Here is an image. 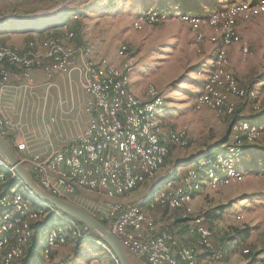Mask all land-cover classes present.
Listing matches in <instances>:
<instances>
[{
  "label": "rangeland",
  "instance_id": "rangeland-1",
  "mask_svg": "<svg viewBox=\"0 0 264 264\" xmlns=\"http://www.w3.org/2000/svg\"><path fill=\"white\" fill-rule=\"evenodd\" d=\"M163 1L164 0H144V4H146L147 7L139 11L145 5H143L142 2L136 3V0H16L15 5L13 6L2 3L0 13L2 14V12L11 10L16 13L28 14L29 18L36 19V21L48 19L51 23L49 25L54 27L61 23L64 24L66 20L72 21L71 30L73 31L75 38H80L83 42L92 40L87 44L89 46L92 45L91 52L88 53L87 56H81L79 51H75V58L80 57L83 60H95L91 58V54H93L95 50L94 45L99 43L104 47L108 54H111V52H113V54L115 53V55L121 60L120 62H122V65L124 63L130 64L131 68L129 76L135 70L136 74L141 78V82L144 83V85L146 84V88L148 85L153 84L158 88L161 94H163L164 105L168 107L165 109V112H171L172 117L175 119V126L166 132L165 139L169 131L185 130L187 136L186 145H169L183 148L192 141L189 133V123L183 122V110H186L183 109V107H186V105L192 101H194V110L208 108V110L213 111L219 125L226 126V123L228 122L227 116L229 115L224 108L218 110L205 105L197 107V97L195 100L189 99L193 96L194 91L198 92L200 90L201 86L203 87L201 92L204 91L205 83L202 85V81L207 77L204 81L206 82L210 71L213 70L210 66V62L212 61L213 56L215 57L214 54H216V50L210 45V43H215L219 40V37L221 38V25L218 24L213 26L203 19L200 26L202 38L197 39L195 33L190 30L188 23H184V21L179 18V16L181 17L182 15L180 13H183V11L180 10V8L178 9L179 5L177 3L172 4L170 9H162L167 14L162 20L148 22L145 20L139 21L137 19L138 13L144 12L149 7H153L152 5H161L163 4ZM230 1L231 0H227V4H229ZM137 11L139 12L137 13ZM215 12L216 11L214 10L208 14H213ZM177 13H179V16ZM262 14L253 17V30L249 32V34L251 33V43H242L247 47V52L243 53L240 47L241 50L237 60L238 64L245 63L246 65L239 68L240 72H236L237 74L235 75L228 69L229 59L227 55L223 69L227 70L234 77L241 76L243 73L247 76L248 71L255 68L262 72L264 71V42H262L264 41V15L261 16ZM73 15H76V18H73ZM197 15L206 16L207 14ZM238 19L247 20L248 18L243 19L242 17H239ZM135 23H137V27L135 26ZM259 28L261 30H258ZM79 46L81 47L82 45L74 46L71 49H77ZM102 57H105L109 61L120 66V63H115L108 56ZM212 87L214 91L224 97L225 102L233 108L243 106L245 110L248 109L253 112L264 107L262 96L258 107L255 108L252 106L250 107L246 103V100L228 94L222 77H218L217 82L214 83ZM55 96L58 108L52 112V118H50V115L46 117L51 125L59 127L57 128L58 132L55 130V133L51 134L53 143H57L55 137L56 135H59V132H68L67 130L75 127L74 121L76 119L80 120L82 116L87 113V107L91 108L88 96L85 95L83 91L80 92L74 89L72 92L70 90L66 92L62 87L61 91H56ZM59 102H62L61 106ZM169 107H171V110ZM61 108H64V113L60 112ZM254 123L257 125H264L262 122L254 121ZM231 130L233 134L230 142L233 144L239 139H236V137L243 136L244 132L239 129V124H234ZM250 142L251 143H248V141L244 140L242 137L239 139L240 145L248 143L245 145L244 150L252 143H257L259 147L262 149L264 148V137ZM226 146L228 145H225V147ZM244 150L242 152L243 155L241 156L242 161ZM169 154L170 149L163 167L158 171L163 172L167 168L169 170L172 160ZM242 161L238 163L240 174L233 173V171L231 172L233 174L227 173L228 177L224 182L217 183L207 179H204V181L201 180V183L206 182L209 186H212L209 188V192H207L206 197L209 198L210 196L211 198L207 199L206 208L222 202L230 203V207L221 215L214 217L215 219H213L212 222L207 219V225L211 227V230L208 226L206 227L213 233L214 248L216 245L221 244L219 241L222 242V244L227 241L230 243L233 242L234 247H237L239 251L238 254L243 256L244 259L253 258V254L256 251L261 250L262 253H259L255 258V264H263L264 151L256 154L252 161H244L243 163ZM241 163L242 167H240ZM247 168L253 169L256 172H248L246 175L243 170H246ZM216 171L218 173L217 175L220 177L225 174L224 168ZM30 172L32 171L30 170ZM165 177L166 176L158 181L156 180L153 184V178L145 179V181L136 188L120 194L116 200L121 202V200H118L120 197L134 191L137 193L141 192L142 196L140 197V201L146 199V205L149 208L144 212L152 215L156 222L153 212L149 210L159 207H157L158 205L153 208L149 207L147 199L156 184V186H158L168 178L174 179V177L170 176ZM174 181L176 182L178 180L174 179ZM221 187L224 188L221 189ZM1 188L2 184L0 182V192L3 190ZM178 188H181L183 192H188L189 199L186 201V205L190 209L187 211H191L192 208L188 204V201L192 198L193 192L197 191L199 188H192L186 181L185 174L181 176L180 187H177V189ZM28 192L26 191L25 195L29 196L34 202V196L30 191ZM75 195L76 197L73 198L72 201L81 205L92 214H96L95 212L99 207H106L104 197L97 193L80 191ZM214 198L216 200H214ZM121 203L123 205L138 206V203ZM166 207L167 206H164V208ZM203 209L204 208H201L200 212H204L205 210ZM200 216L206 219L203 213L199 214L197 217ZM99 220L102 221L101 219ZM47 228L42 231V234L37 239L36 249L32 253L34 256L28 257L25 264H114L108 254L107 247L102 246L97 242L100 240H95V244L90 243L87 241L91 240L90 237L85 239V241L79 245L74 242L77 240L76 238L68 239L67 242L58 244L51 250L50 253H52V251L53 253L52 255L50 254V259V256L47 258L42 257V241L46 236ZM87 232L89 233V230H87ZM192 232L196 233L194 228H192ZM227 236H229V238ZM176 238L179 243L183 244L178 237ZM197 238L195 242L197 241ZM207 253H209L214 259H219L221 256L220 250H216L217 256H214L213 252ZM129 257L134 264H144L131 255H129Z\"/></svg>",
  "mask_w": 264,
  "mask_h": 264
},
{
  "label": "bare ground",
  "instance_id": "bare-ground-1",
  "mask_svg": "<svg viewBox=\"0 0 264 264\" xmlns=\"http://www.w3.org/2000/svg\"><path fill=\"white\" fill-rule=\"evenodd\" d=\"M235 2L236 9L240 10H234ZM162 9L164 8L161 6L149 7L144 12L138 13L137 19L139 21L145 20L148 22L162 20V18L167 16L166 12ZM215 11V13L207 14L206 16L183 12L180 13L182 14L180 17L179 13H177L180 19L188 23L190 30L195 33L197 39L202 38L200 26L203 19L210 25H221V40L213 60L214 67L208 75L207 81L204 82V91L196 96L197 107L205 105L218 110L224 108L228 113L233 110V107L225 102L224 97L220 96L212 87V85L217 82L218 77H222L228 94L239 98L249 97L253 100V107L257 108L261 96L264 94V79L260 83L258 89L244 87L238 83L231 73L223 69V66L226 63L228 46L232 43L241 42V38L236 30L237 19L239 17L247 19L253 15L264 13V0H231L225 7ZM135 26H138L137 23H135ZM67 37L71 38L72 32H68ZM0 45H2L0 48V73L5 71V67L9 68L14 66L19 67L21 71H30L34 65H38L44 59H50L53 63H55L57 59L70 60V58H75V51H79L81 56H87L92 48V45L89 46L85 44L81 47L79 46L77 49H71L72 47L65 45L59 37L54 35L46 39L45 49L42 51H36L33 48L21 51L1 42ZM241 49L243 53L247 52V47L243 44L241 45ZM80 63L87 68L95 70L99 80H110L111 70L113 85H110V93H117V86H119L121 93L113 94V102H121L122 95V98H133V101L137 103L138 110L136 108H129L130 126H132V129H139L140 133H138V140H140L143 145H151L152 142L154 152L158 153V160L153 161V164L149 167L142 169V177H147L149 174L154 173L164 164L169 153V144L186 145L187 136L185 130L169 131L166 139L164 140L162 138L160 125L157 119V116L165 111L162 94L153 84L148 85L146 88V94L148 95L146 99L132 93L129 90L130 64L124 63L122 65L121 78L119 75L120 66L114 64L105 57H100L97 60H83L80 58ZM7 124L8 122L0 109V133H3V136L6 134ZM238 124L239 129L244 132L243 136H245V140L248 142L264 137V125H257L247 121H242ZM236 139H238V137H236ZM14 146L17 150L22 151V149H18L16 143ZM213 153V157L203 158L199 160L198 163H192L187 167L185 172L186 181L192 188H199L202 184L201 180L204 181V179L221 183L226 181L228 177L227 173L233 171V173L240 174L238 163L241 161L242 147L239 144V140L235 141L233 145H228L220 150L213 151ZM19 159L21 161V158ZM23 164L25 166H38V159L36 156H30L28 159H23ZM223 168L225 174L220 177L217 175L218 173L216 170H222ZM199 170H203V172ZM47 175L51 178H60L61 183L67 185L69 189L74 190L75 194H78L80 191L97 193L104 197L106 208H121L122 210H132L138 206L123 205L121 202L117 201L116 198L120 194L136 188L146 179L138 178L127 186H123L119 189L107 190L104 189V187H99L98 184L87 183L78 175L71 174L67 170H60L58 167L47 168ZM8 176L16 180L17 183L9 192L0 195V264H23L26 247L31 241V236H33V223L43 219L49 214L54 216V221L49 224L46 236L42 241V257H49L51 250L56 245L63 244L67 242L68 239L89 238V236L82 231L79 224L75 221V218L57 210L52 204L42 201L34 195V202L29 196H26L25 192L29 190L23 185L14 168L0 156V181H4ZM173 182H175L173 178H168L161 182L150 193L147 200L148 206L151 208L157 205L169 207V202L160 203V201H153V199L159 194L163 186H170ZM13 196L19 199L20 207L14 208V206H6V203L3 201L4 197ZM188 199V192H183L181 188H176L175 193H173V200L178 202V206L170 208L184 206ZM185 208L186 210H190L187 205ZM136 218L141 219L142 224H145V226H155V231H166L158 230L154 217L142 211L139 207L138 210H136ZM206 230L207 234L211 235L207 227ZM167 233L172 252L176 255V258L185 260V264H198L195 250L187 245L179 243L175 235L171 232L167 231ZM97 242L105 246L101 241ZM196 243L200 249L206 252H213V255L217 256V254H214V248L211 246V239H204V236L198 235ZM186 253L188 260H186ZM114 259L116 260V258Z\"/></svg>",
  "mask_w": 264,
  "mask_h": 264
},
{
  "label": "crops",
  "instance_id": "crops-1",
  "mask_svg": "<svg viewBox=\"0 0 264 264\" xmlns=\"http://www.w3.org/2000/svg\"><path fill=\"white\" fill-rule=\"evenodd\" d=\"M173 1L175 0H164L163 4L170 5ZM183 2L189 11L187 13L193 14L195 12L194 14L198 13L203 15L225 7L228 3L227 0H183ZM2 3L13 6L16 0H0V7ZM144 8H146V6L139 11ZM139 11H137V13ZM258 15L260 14L253 15L252 18H248L247 20L238 19L236 22V29L240 35L241 42L232 43L228 46V69L234 75L237 74L236 72H240L239 68L246 65L245 63H237L241 50L240 47L242 43H251V33L249 34V32L253 30V17ZM263 15L264 14L261 16ZM49 24L51 23L48 19L36 21V19L29 18L28 14L16 13L11 10L2 12V14L0 13V42L21 51L28 48L42 51L45 49L46 39L54 35L57 37L60 36L61 38H59L69 47L78 45L77 43L79 40L75 38L69 39L66 35L71 30L72 21L66 20L64 24L61 23L55 27ZM258 30L261 29L259 28ZM220 40L221 38L219 37L217 42L210 43V45L216 50V47L220 44ZM91 41L92 40H89L83 44H88ZM94 46L95 50L93 54H91L92 59L97 60L101 56H108L115 63H120L121 60L115 53L113 54V52H111V54H108L99 43H96ZM78 59L80 60V58ZM213 59L214 56L212 61L210 60L212 69L214 67ZM78 62L77 60V63ZM50 63H53L50 59H44L37 65L41 67L30 70L31 73L29 78H25L21 75V69L19 67L14 66L8 68V79L2 92L3 101L1 112L9 124L6 125V134L3 137L19 158L30 157L28 155L31 153L37 154L41 158L48 156L53 150L58 149L64 144L70 143L77 133L84 130L87 123L88 111L80 120L76 119L74 121L75 127L67 130L68 132H59V135L55 137L57 143H53L51 134L55 133V130L58 132L57 128L59 127L51 125L46 117L50 115V118H52V112L58 108L55 96L56 91H61L63 87L66 92H68V90L72 92L76 89L80 92L83 91L85 95L87 94L82 87L81 74L78 70H72L70 73L54 72L48 75L43 68L50 67ZM206 78L207 77H205V79ZM235 78L241 86L258 89L260 83L264 79V71L262 72L255 68L248 71L247 76L243 73V75L236 76ZM205 79H203L202 85ZM202 89L203 87L201 86L198 92L194 91L193 96L189 99L195 100ZM129 90L143 99L148 97L146 94V84L144 85V83L141 82V78L136 74L135 70L130 75ZM262 101L264 105V94L262 95ZM59 103L61 106L62 102ZM193 107L194 101L186 105V107H183V109H186L183 110V122L189 123V133L192 138L191 143L183 148L169 146V156L172 158L170 168L169 170L167 168L163 172L158 171L163 167V164L154 173L149 174L146 179L153 178L152 184L156 182V180L162 179L164 176L174 177V179L178 180V178L185 174L187 167L194 163V159L199 154L211 150H220L232 140L233 133L232 130L228 128L229 116H227L228 126L227 123L226 126H223L218 124V120L213 111L208 110V108L194 110ZM167 108L168 107L165 106V109ZM169 108L171 110V107ZM236 108L241 109L240 113L245 116H251L253 114L252 111L248 109L245 110L243 106H238ZM60 112L64 113V108H61ZM157 119L161 126L162 138L165 140L164 137L166 136V132L175 126V119L172 117L171 112L166 113L165 111L159 114ZM250 121L264 123V118H253ZM21 139L26 141L27 148L19 151L15 148L14 144L16 140ZM263 151L264 148L262 149L259 147L257 143L248 145L244 150L242 163L244 161H252L256 154ZM242 163L240 167H242ZM243 172L247 175L248 172L254 173L256 171L247 168L243 170ZM156 185L154 189L157 187ZM210 187L212 186H209L206 182H202L201 187L193 192L192 198L188 201V204L192 208L191 211H187L185 206L164 208V206L158 205L157 207L159 208L150 209L149 211H152L156 218L157 229H166L170 231L178 237L183 244L193 248L197 256L198 264H255L256 262L252 260L253 258L244 259L243 256L239 255V251L237 247H234L233 242L230 243L228 241L227 244L222 247L223 250H221L219 259L212 258L209 253L196 246L195 240L197 234L192 232V228L196 225L195 219L199 214L215 206L206 208V201L211 198L210 196L209 198L206 197ZM222 188L224 187H221V189ZM141 196V192L137 193L134 191L120 197L118 200L125 203H138V207L142 211H145L149 208L146 205V199H143L145 202L142 199V201H140ZM214 200L216 199L214 198ZM225 203L229 202H222L220 204ZM201 208H204L203 210L205 211L200 212ZM204 222L207 223V220L204 219Z\"/></svg>",
  "mask_w": 264,
  "mask_h": 264
},
{
  "label": "built area",
  "instance_id": "built-area-1",
  "mask_svg": "<svg viewBox=\"0 0 264 264\" xmlns=\"http://www.w3.org/2000/svg\"><path fill=\"white\" fill-rule=\"evenodd\" d=\"M234 10H240L236 9V2ZM37 67L41 66L34 65L32 70ZM121 67L122 62L119 70L122 78ZM43 69L48 75L78 70L91 108L87 107L88 117L84 130L77 133L70 143L53 150L44 158L33 153L28 155L36 156L38 159V166H26L34 173L33 177L37 182L52 195L72 200L76 197L75 191L62 184L60 178H51L47 175V168L58 167L60 170H67L87 183L98 184L107 190L127 186L138 178H147L142 177V169L158 160V153L154 152L152 142L151 145H143L138 140L139 129H132L130 126L129 108L139 109L133 98H122L121 95V102H113V94L121 93L119 86L117 93H110V85H113L111 70L110 80H99L97 72L81 65L78 57L70 60L57 59L55 63H50V68ZM30 73L31 71H21L25 78H29ZM7 79L8 68L5 67V71L0 73L1 111L2 92ZM0 134L3 136V133ZM15 143L18 149L27 148L23 139L16 140ZM227 145L233 144L229 142ZM23 159L28 157H21L22 164ZM180 178L170 186H163L153 201L169 202V207L178 206V202L173 200V193L180 187ZM3 201L6 206L20 207L19 199L14 196L4 197ZM136 210L138 207L132 210L99 207L93 215L104 222L128 255L144 264H185V260L177 259L172 252L167 230L155 231V226H145L141 219L136 218ZM195 221L196 225L193 227L195 232L204 236V239H211V246L214 248L211 235L207 234L204 218L196 217ZM81 228L89 230L86 225H81ZM214 254H217L215 248Z\"/></svg>",
  "mask_w": 264,
  "mask_h": 264
},
{
  "label": "water",
  "instance_id": "water-1",
  "mask_svg": "<svg viewBox=\"0 0 264 264\" xmlns=\"http://www.w3.org/2000/svg\"><path fill=\"white\" fill-rule=\"evenodd\" d=\"M0 156L14 168L24 186L42 201L52 204L57 210L81 221L89 229L96 232L108 245L116 257L118 264H134L118 238L110 229L87 209L72 200L54 196L45 190L33 177L31 172L22 164L17 154L11 149L4 137L0 134Z\"/></svg>",
  "mask_w": 264,
  "mask_h": 264
},
{
  "label": "trees",
  "instance_id": "trees-1",
  "mask_svg": "<svg viewBox=\"0 0 264 264\" xmlns=\"http://www.w3.org/2000/svg\"><path fill=\"white\" fill-rule=\"evenodd\" d=\"M111 1V0H110ZM140 3V2H142V4L143 5H145L146 6V4H144V0H136V3ZM174 3H177L178 5H179V8H180V10H182L183 12H189L188 11V9H187V7L185 6V3L183 2V0H175V1H173L172 2V4H174ZM172 4H170V5H164V4H161V5H155V6H161L162 8H167V9H170L171 8V5ZM145 6H143V7H145ZM152 6H154V5H152ZM147 7V6H146ZM149 7V6H148ZM192 12V11H191ZM195 13V12H194ZM196 14H198V13H196ZM74 17L73 18H76V15H73ZM72 26V25H71ZM69 32H72V37L71 38H69V39H72V38H75L74 37V33H73V31L72 30H70ZM67 35V34H66ZM77 36H78V34H77ZM60 37V36H59ZM61 38V37H60ZM76 40H79L78 41V45H84L83 43V41L80 39V38H75ZM78 45H76V46H78ZM243 99H246V103L251 107H253V100L251 99V98H249V97H245V98H243ZM240 110L241 109H237L236 107L235 108H233V110L230 112V113H228V115H229V129L231 130L232 129V127H233V125L234 124H238V123H240V122H242V121H247V122H249V123H254L253 121H250L251 119H253V118H264V107L262 108L261 107V109L260 110H258V111H253V114L251 115V116H245V115H243L242 113H240ZM238 137V136H237ZM243 138L244 140H245V136H239L238 138L240 139V138ZM238 139V140H239ZM248 143H251V142H248ZM248 143H245V144H243V145H241V147H242V152H243V150H244V147H245V145L246 144H248ZM225 147V146H224ZM248 147V146H247ZM213 151L214 150H211V151H207V152H204V153H201V154H199L195 159H194V163H198L199 162V160H201V159H203V158H206V157H208V158H211V157H213L214 156V153H213ZM241 155H243V154H241ZM243 158V157H242ZM242 161V160H241ZM199 171H201V172H203V170H199ZM31 174L34 176V173L33 172H31ZM1 182V184H2V188L1 189H3L2 190V192H0V195L1 194H4V193H6V192H9V190L12 188V187H14L15 186V184L17 183V181L16 180H14V179H12L10 176H8L4 181H0ZM230 207V203H225V204H218V205H215L214 207H212V208H210V209H207L203 214H204V216H205V218H206V220L207 219H209L211 222L213 221V219H215L214 217H216V216H218V215H221L223 212H225L228 208ZM52 221H54V216L52 215V214H49V215H47L46 217H44L43 219H41V220H39V221H37V222H35V223H33V228H34V231H33V236H32V239H31V241L28 243V245H27V247H26V250H25V256H24V258H23V264H25L26 263V261H27V258L28 257H30V256H34V254L32 255V253H33V251L36 249V246H37V239L40 237V235L42 234V231L44 230V229H46L47 227H48V225L52 222ZM75 221L79 224V226L81 227V225H84L81 221H79V220H77V219H75ZM208 221V220H207ZM104 223V222H103ZM205 223V222H204ZM205 225L206 226H208L207 225V223H205ZM209 227V226H208ZM210 228V230H211V227H209ZM82 229V228H81ZM82 231L85 233V234H87L90 238H91V240H87V241H89L90 243H93V244H95L94 242H95V240H100L106 247H107V250H108V254H109V256H110V258H111V260L113 261V263L114 264H118L117 263V261H115V259L114 258H116L115 257V255L113 254V253H110V252H112L111 250H110V248L108 247V245L102 240V238L96 233V232H94L93 230H91V229H89V233L87 232V230H83L82 229ZM213 233L211 232V238H212V240L214 239L213 238V235H212ZM228 238H229V236H227ZM225 239V238H224ZM227 239V238H226ZM221 240H223V239H221ZM83 241H85V239H83V237L82 238H79V239H77L75 242L77 243V245H79V244H81V243H83ZM228 242V241H227ZM227 242H225L224 244H222V242H220L219 241V243H221L220 245L221 246H224V245H226L227 244ZM39 243V242H38ZM213 243H214V240H213ZM215 245V244H214ZM220 245H216L215 246V249L216 250H222V247L220 246ZM109 248V249H108ZM218 250V251H219ZM262 250H264V249H262ZM110 251V252H109ZM26 252H27V254H26ZM248 252H249V249H248ZM259 253H262L261 252V250H258V251H256L253 255H254V257H253V261H255V258H256V256L259 254ZM51 258V255H50V257H49V259ZM47 261H49V260H47ZM46 261V262H47ZM41 262H42V259H41Z\"/></svg>",
  "mask_w": 264,
  "mask_h": 264
}]
</instances>
